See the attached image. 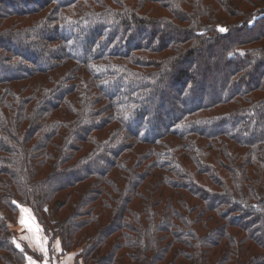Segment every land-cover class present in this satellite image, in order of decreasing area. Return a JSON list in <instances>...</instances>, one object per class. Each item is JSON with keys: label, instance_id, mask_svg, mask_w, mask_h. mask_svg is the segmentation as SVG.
<instances>
[{"label": "trees", "instance_id": "16d2710c", "mask_svg": "<svg viewBox=\"0 0 264 264\" xmlns=\"http://www.w3.org/2000/svg\"><path fill=\"white\" fill-rule=\"evenodd\" d=\"M23 208L73 264H264V0H0V264Z\"/></svg>", "mask_w": 264, "mask_h": 264}, {"label": "crops", "instance_id": "0c3cea01", "mask_svg": "<svg viewBox=\"0 0 264 264\" xmlns=\"http://www.w3.org/2000/svg\"><path fill=\"white\" fill-rule=\"evenodd\" d=\"M19 219V223L15 225V228L21 241L20 245L28 246L40 256V259L29 256L27 264H73L71 256L66 255L63 257L60 255L59 242L54 243L50 250L48 239L31 209L23 208ZM22 221H25V223H22ZM52 251L54 253L53 258Z\"/></svg>", "mask_w": 264, "mask_h": 264}, {"label": "rangeland", "instance_id": "374dc122", "mask_svg": "<svg viewBox=\"0 0 264 264\" xmlns=\"http://www.w3.org/2000/svg\"><path fill=\"white\" fill-rule=\"evenodd\" d=\"M48 210H49V214H50V216H51V218H52V220H55L56 219V208L55 207H49L48 208ZM13 236H14V239H15V241H16V239L18 238V236H17V229L16 228H14V230H13ZM19 239V238H18ZM18 247L20 248V249H23V250H26V246L25 245H20V243L18 244ZM54 251V250H53ZM53 251H52V258L54 257V253H53ZM28 254H30V252H27ZM35 253V252H34ZM38 254V253H37ZM38 256H39V254H38ZM31 257H34L35 258V256L33 255V254H31Z\"/></svg>", "mask_w": 264, "mask_h": 264}, {"label": "snow or ice", "instance_id": "6c2138e0", "mask_svg": "<svg viewBox=\"0 0 264 264\" xmlns=\"http://www.w3.org/2000/svg\"><path fill=\"white\" fill-rule=\"evenodd\" d=\"M217 30L220 31V32H225L226 31V29H224L223 27H218ZM22 223H25V221H22Z\"/></svg>", "mask_w": 264, "mask_h": 264}]
</instances>
